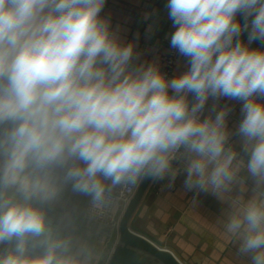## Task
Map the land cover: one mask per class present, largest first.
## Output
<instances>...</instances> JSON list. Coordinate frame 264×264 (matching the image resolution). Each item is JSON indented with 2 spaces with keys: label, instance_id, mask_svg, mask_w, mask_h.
Listing matches in <instances>:
<instances>
[{
  "label": "clouds",
  "instance_id": "9594fccd",
  "mask_svg": "<svg viewBox=\"0 0 264 264\" xmlns=\"http://www.w3.org/2000/svg\"><path fill=\"white\" fill-rule=\"evenodd\" d=\"M106 2L0 0V264H93L49 216L63 194L103 210L179 176L221 205L236 256L264 264V0H167L186 62L171 78ZM224 100L241 104L232 126Z\"/></svg>",
  "mask_w": 264,
  "mask_h": 264
},
{
  "label": "crops",
  "instance_id": "0c3cea01",
  "mask_svg": "<svg viewBox=\"0 0 264 264\" xmlns=\"http://www.w3.org/2000/svg\"><path fill=\"white\" fill-rule=\"evenodd\" d=\"M166 3L167 0H107L102 12L111 18L113 28L119 26L124 40L136 41L141 60H158L161 70L174 31ZM243 38L247 41V33ZM259 46L258 41L252 44ZM185 67L184 58L178 56L173 76ZM224 103H230L234 109L229 118L232 126L241 118V104L221 101ZM183 179L179 176L173 187L167 181H153L131 219V228L157 245L171 249L185 264H244L223 234L219 223L221 205L203 194L194 202L193 193L183 189ZM88 202L87 197L71 191L63 194L58 202L67 215L63 235H71L77 246L86 243L93 251V264H108L112 251L106 242V230L86 217Z\"/></svg>",
  "mask_w": 264,
  "mask_h": 264
},
{
  "label": "water",
  "instance_id": "95a60500",
  "mask_svg": "<svg viewBox=\"0 0 264 264\" xmlns=\"http://www.w3.org/2000/svg\"><path fill=\"white\" fill-rule=\"evenodd\" d=\"M241 24L242 17H238ZM153 181L146 180L138 185L136 192L122 213L118 241L112 249L108 264H183L177 255L168 248L157 245L151 239L131 228V219L141 204ZM158 186L154 187L156 190ZM49 216L54 225L63 234L66 229L67 215L58 202L49 209Z\"/></svg>",
  "mask_w": 264,
  "mask_h": 264
},
{
  "label": "built area",
  "instance_id": "2783aa9c",
  "mask_svg": "<svg viewBox=\"0 0 264 264\" xmlns=\"http://www.w3.org/2000/svg\"><path fill=\"white\" fill-rule=\"evenodd\" d=\"M178 56V53L170 47L169 43L167 52L164 56L162 68V71L165 72L169 78L173 76ZM136 189V187L130 190L117 189L112 204L103 210L94 209L88 202L85 215L88 219L95 221L106 230V242L108 244V248L111 251L114 247V242L120 233V221L122 213L136 192Z\"/></svg>",
  "mask_w": 264,
  "mask_h": 264
}]
</instances>
